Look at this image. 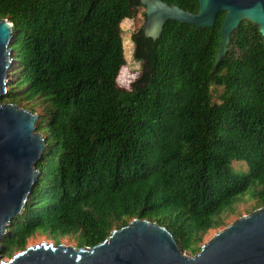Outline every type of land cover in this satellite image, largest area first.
Returning <instances> with one entry per match:
<instances>
[{"label":"trees","instance_id":"1","mask_svg":"<svg viewBox=\"0 0 264 264\" xmlns=\"http://www.w3.org/2000/svg\"><path fill=\"white\" fill-rule=\"evenodd\" d=\"M161 1L199 10L198 0ZM138 8L139 0H0V20L15 33L1 102L40 108L36 131L47 144L37 183L1 240L6 256L37 235L91 248L135 218L164 227L194 256L241 205L247 214L264 206L257 26L241 22L213 73L225 12L206 29L170 20L155 40L139 29L141 71L125 89L120 26ZM212 85L222 89L217 103Z\"/></svg>","mask_w":264,"mask_h":264},{"label":"water","instance_id":"2","mask_svg":"<svg viewBox=\"0 0 264 264\" xmlns=\"http://www.w3.org/2000/svg\"><path fill=\"white\" fill-rule=\"evenodd\" d=\"M139 2L145 9L140 29L145 38L153 40L170 20L206 29L225 12L212 73L242 21L257 26L264 45V0H198L197 13L161 0ZM14 35L12 23L0 20V264H264V206L216 231L194 256L182 253L164 227L135 218L91 248L41 242L3 261L1 240L11 221L24 209L40 176L36 165L47 148L46 138L36 131L38 115L1 102L8 90Z\"/></svg>","mask_w":264,"mask_h":264},{"label":"rangeland","instance_id":"3","mask_svg":"<svg viewBox=\"0 0 264 264\" xmlns=\"http://www.w3.org/2000/svg\"><path fill=\"white\" fill-rule=\"evenodd\" d=\"M131 11L132 9L128 10V15ZM144 11H145L144 8H138L135 15L130 18L127 15V17H125V19L121 22V26H120L125 65L121 69V75H120L121 80L117 81V83L120 87H123L125 89H130V84L138 78L140 71H141V64L138 61L133 59L134 46L132 42V35L135 34L143 25L144 19H145V17L143 16ZM9 60H10V65L8 68L9 76L6 79L8 80V83H9L8 86L11 84V72L14 68V65L11 63L12 57ZM221 91L222 89L220 87L215 86V85L211 86L210 93H211V100L213 103H217L219 101L218 96L221 93ZM24 108H25V105H24ZM40 112H41L40 108H36L34 113L39 115ZM238 168H240V166H237L236 164L232 167V170L234 172L239 173L241 171ZM249 192L250 190H248L245 193V195H248ZM247 205L248 204L241 205L239 207V212L241 213L239 217L243 215H247V213L245 212V208L247 207ZM239 217L237 216L231 217L229 220H227V225ZM218 230L210 231L205 236L203 243L207 242L213 236V234ZM41 242L53 243L52 241L47 240L44 236L37 235L28 241V245L26 247L34 246V245L40 244ZM60 243L66 246H74L67 238L60 239ZM16 253H14L13 255H15ZM184 254H186L187 256H190L187 253H184ZM2 256H3L2 258L3 261H8L11 258L10 256H6L5 253L2 254Z\"/></svg>","mask_w":264,"mask_h":264}]
</instances>
